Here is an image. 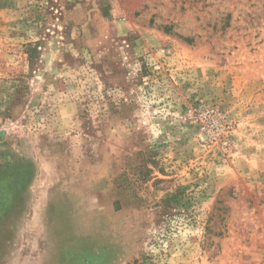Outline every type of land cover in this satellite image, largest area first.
<instances>
[{
    "label": "rangeland",
    "instance_id": "1",
    "mask_svg": "<svg viewBox=\"0 0 264 264\" xmlns=\"http://www.w3.org/2000/svg\"><path fill=\"white\" fill-rule=\"evenodd\" d=\"M0 264H264V0H0Z\"/></svg>",
    "mask_w": 264,
    "mask_h": 264
}]
</instances>
